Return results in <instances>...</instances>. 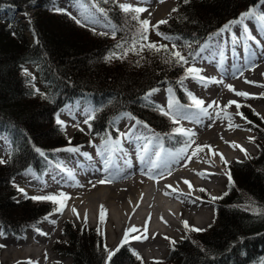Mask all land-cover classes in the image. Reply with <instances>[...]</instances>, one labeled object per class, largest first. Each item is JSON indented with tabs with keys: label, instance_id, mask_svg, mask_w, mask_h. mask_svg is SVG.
<instances>
[{
	"label": "trees",
	"instance_id": "obj_1",
	"mask_svg": "<svg viewBox=\"0 0 264 264\" xmlns=\"http://www.w3.org/2000/svg\"><path fill=\"white\" fill-rule=\"evenodd\" d=\"M260 1L179 0L176 15L154 30L176 39L189 58L199 43ZM54 2L0 0V136L7 135L12 145L7 161L0 163V225L8 234L23 235L55 208L49 200L21 196L14 187L15 178L29 167L43 173L58 150L91 141L92 137L81 131L69 139L57 123V113L66 103H94L92 135L99 138L117 137L116 119L134 115L161 134L168 145L183 142L174 132L172 120L145 99L150 91L169 84L183 101L189 100L181 84L187 68L173 55L176 51L165 45L158 51L142 49L145 39L140 36V18H132L135 13L108 5V17L116 31L106 35L76 23L62 11H53ZM7 7L21 11L40 8L27 24L18 25L1 17ZM133 42L136 51L129 50ZM118 44L123 48H117ZM113 52L123 58L107 59ZM28 65L35 66L43 87H48L44 94H39L38 81L26 71ZM241 110L255 124L258 153L230 164L233 182L216 201L214 224L195 231L197 241H174L169 256L153 264H264V119L250 104ZM245 195L263 211L241 208ZM55 250L71 257V264H145L126 246L107 261L100 230L78 227L70 220L65 222L63 238L58 239ZM1 254L2 247L0 258Z\"/></svg>",
	"mask_w": 264,
	"mask_h": 264
},
{
	"label": "rangeland",
	"instance_id": "obj_2",
	"mask_svg": "<svg viewBox=\"0 0 264 264\" xmlns=\"http://www.w3.org/2000/svg\"><path fill=\"white\" fill-rule=\"evenodd\" d=\"M109 1L111 0H57L56 5L58 7L62 6V7L71 9L79 17H83V18L86 17L85 18L86 22H89L90 24H92L96 30L110 34V33H113L114 27L112 26L110 22H108L104 18V14L95 6V3H98L100 6L102 4V9L104 11H107V9L103 5L106 4L108 6L107 2ZM119 1L123 4H128V5L130 4V5L139 6L141 8L147 9V11H144L141 13V18H140L141 21L142 20L149 21V25L147 26L149 34L147 35V39L145 40L144 46H142V49H146L148 47L147 45L149 44L158 45L162 43V44L167 45L170 49H173L174 51L179 52L183 57L186 55L184 51H181L179 44L176 42V39L169 37V36L158 35L157 31L154 30L155 28L154 26H156L159 21L164 20L168 22L172 17L176 15L177 4L179 0H163V2H161V0H119ZM113 3H115L114 5L117 6L116 2H113ZM166 5H169V6L172 5V7L173 6L174 7L172 8V10L165 11V12H168V17L162 18L161 15L164 13V7ZM39 8L40 7H29L27 9V13H24L23 11L18 10V9L9 8L4 13L1 14V17L5 19H10L13 21V23L15 22L18 25H22L24 23L27 24L29 22V16L34 17L35 12ZM258 11H260L261 13L264 11V3H262V5L258 7ZM246 20L252 21L254 20V18H248ZM254 22L255 21H253L252 23ZM166 23H163V24H166ZM159 25H162V24H159ZM237 26H240V24L238 23L231 24L230 28L233 27L235 29ZM227 31H223V32L226 33ZM261 31L263 32V35H264V30H261ZM237 33L240 36L241 31L239 30L237 31ZM28 36L31 39H33L32 34L28 33ZM165 37H168V38H165ZM244 38L238 37V40H234L235 43H241L242 52H244L241 58H248V56L250 55V52L253 51L255 47V51H256L254 53L255 57H262L261 59L264 60L263 49H260L258 46L253 44V42L260 44L261 40L255 38V39H251L253 40V42L244 43ZM199 56H200V53L196 58H194L190 62H187L185 66H188L191 64V66L199 65V66L204 67ZM225 67H226L225 71H229L239 66H237V62L235 64L234 61H230L226 64ZM26 71L32 74L33 77H35V79L38 81V85L40 86L39 94L41 95L44 94L48 87L47 86L43 87V83L40 82L41 79L37 75L35 66L28 65ZM181 81H182L181 84L187 87L188 90L192 94H194L197 98L202 99L205 102L204 105H206L207 101L205 100V98L198 97L199 96V95L197 96L198 93L194 91L193 89L194 87L198 86V83H199V82L198 83L196 82V79H193L191 76L186 75ZM260 82H262V84L259 85L258 87L256 86L257 88L256 95H252L248 98L243 97V96H237L236 102L240 104L241 107L244 104H250L255 112H257L258 114L262 115V117H264V95H263L264 86H262L264 85V81H262L261 79ZM150 97L156 100L158 103H160L164 108L168 110V112L174 115H177L178 122H179L178 124L180 125V127L184 129L190 130L189 128L193 129V128L198 127V125H203V126H207V128L205 129L206 131L203 133H209L210 135L219 133L222 136L223 135L222 128L224 126L228 127L229 125V120L226 119L225 117H223L225 123H222V121L215 122V120L210 122L208 119L210 117L214 119L213 118V114L215 112L214 110L212 112L208 110V113H210V115H203L199 113L198 109L196 108H190V107L187 108L186 106L179 104V102L177 101L174 87H172L169 84H164L158 87V89H156L154 92L151 93ZM170 100L175 102L174 107L171 109L168 107ZM241 107L237 109L236 105L233 104L230 108L231 112H229V114L231 116V123H233V121L242 119L241 120L242 126L239 128L241 132L245 134V136H244V139L240 140V143L238 145L242 146V148L245 149L248 154L245 155V153L241 151L240 148H234L232 152V155H233L232 160H229L228 158H226L228 163L234 162L236 160L244 159L248 155H255L259 151V147L254 141V138L256 136V130L254 128L255 125L250 120L249 121L251 123H249L248 120H245L244 118H242L240 115L237 114L238 112L241 113L242 111ZM91 115H92L91 108L88 105L82 106V103H78L75 106L69 105L60 112V117L64 119L63 128L66 130L69 138L70 137L72 138L74 135H76L77 130H80V129H81L80 131L83 133L85 132L88 134L91 132L92 126L90 124L91 122L89 121V118L91 117ZM184 115L189 116L190 119H183ZM85 120H87L88 122L85 123ZM118 123H119V128L121 130V134L123 133L125 135L123 136L120 135V143L118 146L116 145L117 151H115L114 147H112V141L110 139H106V140H100L99 138L95 140L93 139V143L85 144L78 148L79 151H81L80 153H78L77 151L65 150V149H69L68 147L60 151H57V153L55 154L56 156L55 161H57L59 168L55 167L51 161H48L49 163L48 168L45 170L46 173L43 176H40L34 170L27 169L19 177H17L16 187H19L32 195L43 196V195H50V194L57 195L59 193H66L70 197L66 201V206L68 210H66V206H65L62 213L57 212L53 214L52 217L55 220H57V224L56 223L53 224L50 221H45L43 225H41V229H42L41 231L36 232L32 229H29L26 235L24 236H15V235L6 236V235L0 234V242L4 245V248L2 249L1 258H0L1 264H28L29 261L33 262V264H53L55 263V261H63L66 264H70L72 263L71 257L63 256L55 250L56 242L58 241L59 238L60 239L63 238L64 220L71 219L70 221L74 222L75 225L78 227H81L83 224H86L87 227H96V228L98 227L100 212L98 213V215H96L95 212H93V214H91L90 212H87L86 213L87 219L85 221V215L76 217L77 215L72 211L73 198H72V195L69 193L68 189L73 188L75 186V183L70 182V179H71L70 176H67V174L64 175L63 170L67 172H72L73 170H77L79 168V165L74 161L75 158L80 159L78 160L80 163L84 161L83 163L85 164V166H88L87 162H90L91 163L90 167L93 165V162H98L100 160H103V161H100L101 162L100 165L103 164L102 170L104 171V169L107 167L108 171H105V172H108L109 174V173H113V170L108 168L110 167V162H111L110 156L111 155L115 156L117 152L123 156L125 152H127V156L133 155L136 158H140L141 156H143V158H146L148 162L149 161L151 162V160L153 159L158 160L160 158L163 160H166L168 158L176 160L179 157V155H182L180 150L184 148L185 144H182L178 146L176 149L171 150L168 147L163 146L164 138H162L160 134L152 130L150 127L144 124L138 123L129 117H124L120 119ZM215 124L219 125L217 128H220L221 130L219 129V131H216L215 133H210L211 130L215 129V128L212 129ZM87 127L88 128L90 127V129H87ZM131 138H136V140L134 142H131L130 141ZM198 138H199V135L196 132L195 136L192 137V139L197 140ZM250 138L252 139L250 140ZM80 139L82 138L80 137ZM105 141H107V143H105ZM1 144H2L3 149L0 150V155L2 153V150H4V154H5L4 157H6L7 155L6 151L8 152L10 144L8 140L6 139L2 140ZM145 147L147 148V151H143ZM194 148H196V142L192 144L187 149V151L194 149ZM85 153H87L88 155H85ZM82 154L84 156H87V159L83 158ZM157 154H159L158 158H157ZM100 157L101 159H98ZM217 164L221 168V173H222L221 176H222L223 182L218 185L219 194H215L210 188L205 187V189L209 191L208 194L211 198L212 197L219 198L221 195L225 194L228 187H230L229 185L230 182L228 178L229 169L227 168V165L222 160H218ZM100 165L94 164V166H96L97 168L100 167ZM157 167H160V166H156V168ZM163 168L164 167H162L161 169ZM83 170H86V169L83 168ZM102 176L99 177L98 180L104 179L102 178ZM119 181L121 180H117V183ZM144 185L143 186L146 188V190L150 192V194L151 193L153 194V197L155 195L161 196V191L159 190V188L158 189L154 188L151 184L146 185V182L144 183ZM151 188H152V191H151ZM105 190H107V188ZM143 191H144V188H143ZM245 197H246V202L240 205L241 208L247 211L253 212V213H260L263 211L262 207H260L252 197H250L249 195H245ZM90 199L93 200L92 202L88 200L92 204V206L91 204L90 206L96 209V206L99 204L96 202L94 203L95 201L94 197H90ZM204 200L207 201L208 199L205 197ZM207 203H208V206L210 207L212 214H210L208 218L203 217V220L201 222L198 219L199 218L198 215L192 212L190 214L188 212L190 215L193 216L192 217L187 214L186 210L193 211L192 209L193 204H188L185 207V214L181 219L184 218L188 222L189 228H185L184 224H182L181 231L178 232L177 235L166 236L169 239L165 238L164 240L165 243L162 244V246L160 247L162 250H159L157 252L147 251L149 255L145 254V256L142 254V252L138 251V254L144 257L145 259L144 262L146 264H153L154 262H156L157 260L161 258H167L173 247V244H172L173 240L179 241V240L186 239L187 237H190L189 239H191L192 241H197L195 234H193L195 231L192 232V230L190 229L196 228V229H201V230H207L215 222L216 203L212 200ZM105 206H106L105 208L107 209V212L105 215L106 219L104 220V223H102L103 231L100 230V232H101L103 239L106 242V249H107L108 256H109V253H113L115 251V248L117 247L119 243H121V240L124 238V236H121L120 231H117V233L113 232L114 228H112L111 222H110L112 218L111 216L112 206L109 203H106ZM198 208L200 207L195 206V209L198 210ZM132 245L134 246V244ZM134 247L138 248V245H135ZM33 248H36V251H37L36 255H29V256L21 255L22 253L21 251L25 249L31 250Z\"/></svg>",
	"mask_w": 264,
	"mask_h": 264
},
{
	"label": "bare ground",
	"instance_id": "obj_3",
	"mask_svg": "<svg viewBox=\"0 0 264 264\" xmlns=\"http://www.w3.org/2000/svg\"><path fill=\"white\" fill-rule=\"evenodd\" d=\"M173 7L172 5H166L164 13L161 15L162 18L168 17V12L165 11L172 10ZM240 28L241 26H237L236 29L241 30ZM259 30V28L252 26V30L249 33L252 37L261 40L260 44L252 42L264 51V35ZM242 33L248 39L245 32L242 31ZM227 46L226 52L229 56L230 51L233 52V47L239 50L241 44L239 43L240 47L238 45L234 46L232 43ZM255 52L254 47L246 60H241L239 57H235V55V58L230 57L239 66L233 70L225 71L223 69L224 65L230 61L228 59H221L219 54H216L211 59L208 58L209 60L205 62L204 67L199 66V69L202 70L199 73L200 76L212 78L206 83L198 81L200 84L196 80L198 86L193 88L198 93L197 95L205 98L207 101L206 105H204L207 111H215L213 114L214 119L211 117L208 119L210 122L215 120V122L222 121V123H225L223 118L225 117L224 112L221 109H224L229 114L231 107H226L228 102L237 100V95L235 92L229 90L227 85H232L236 91L247 92L251 94L250 96L257 94L256 86L258 87L262 84L260 82L261 79L264 81V60L261 59L262 57H255ZM212 80L217 82H212ZM219 81H222V83H219ZM213 101L216 102V108L215 106H211ZM67 106L69 105L63 106L61 110ZM217 113H219V116H217ZM241 120L233 121L234 127H229V125L228 127L224 126L222 128V136L219 133H215L220 129L217 128L219 126L217 124L212 128L215 129L210 131V133H215L213 135L203 133L206 131L207 126L198 125V127L193 128L191 131L193 133L197 132L199 135V138L194 140L196 145L212 146V150L205 148L197 156H191L192 151L196 148L179 155L176 160H163L160 158L158 160H151L148 163H146V158L141 160V157L127 156V152H125L124 156L120 154L113 157L110 156L112 165L114 166L113 173L107 174L104 179L110 178L112 180L111 183H98V181L102 180H98V178L102 176L103 171L99 167L98 169L94 166V164L100 165L101 162H93V165L90 167V162H87L88 166H85L84 161L80 163L78 161L80 159L75 158L74 161L79 165V168L72 172L63 170L64 175L70 176V182L75 183L73 188L68 189L73 198V207L79 213V216H84L87 212L91 214L95 212L98 215L101 211V205L105 208L106 203L111 204L112 218L110 222L112 228H114V233L120 231L121 236H124L132 225L140 229V232L129 235L132 236V240L133 237L143 234L145 221L150 217L147 225V239L135 240H138L143 246L150 247L151 252L162 250L159 248V245L165 243L166 236L177 235L181 231V225L186 221L184 218H181L184 216L185 207L188 204H193V211L186 210L187 214L192 216L190 215L192 212L198 215L200 222L203 220V217L208 218L210 215L211 210L208 203L197 199L194 194L196 190L205 189V187L210 188L215 194H219L218 185L223 182V179L221 168L218 166L217 161L221 160V158L219 155H213V151L222 153L225 158L232 160L234 148L231 146V142H235L238 145L240 140L244 139L245 136L239 128L242 126ZM236 125L238 127H235ZM87 129H90V127H87ZM135 140L136 138L130 139L131 142ZM82 157L87 159V156L83 154ZM98 159H101V157ZM156 166L160 167L156 168ZM162 167L164 168L161 169ZM83 168L86 170H83ZM150 175L153 178H149ZM117 180L121 181L117 183ZM185 180L191 182V189L184 182ZM145 182L146 185L150 182L149 184L157 189L163 187L161 196L155 195L153 197V194H150L144 187ZM169 185L172 187H168ZM106 188L107 190H105ZM173 188L177 189V191H173ZM205 190L208 191L207 189ZM90 197H94V203L99 204L96 206V209L91 207L93 200ZM178 201H180V207L177 206ZM195 206L200 208L197 210ZM21 252V255L29 256L36 255L37 251L36 248H33L31 250L25 249ZM145 254L149 255L147 252H144V256Z\"/></svg>",
	"mask_w": 264,
	"mask_h": 264
},
{
	"label": "snow or ice",
	"instance_id": "obj_4",
	"mask_svg": "<svg viewBox=\"0 0 264 264\" xmlns=\"http://www.w3.org/2000/svg\"><path fill=\"white\" fill-rule=\"evenodd\" d=\"M161 2H163V0H161ZM187 2V0H186ZM120 7L122 8L123 11L125 12H132V13H135V15H133V19H136V20H139V13L141 12H144V11H147L146 8H133L131 5H128V4H123V5H120ZM57 11H63L62 9H56ZM101 11H103L101 9ZM248 18H257V13L254 9H249L247 12H244L240 15L239 19L237 20H234V21H231L229 25H225L224 29H222L221 31H227L230 29V26L231 24H241V25H244V21ZM73 19H76L75 17H73ZM258 19L261 21V29L264 30V14H260ZM167 21H164V20H161L158 22V24L154 27L158 28L159 24H163V23H166ZM76 23L80 24L81 21L80 20H76ZM139 23L141 24L142 28L140 29V36L142 39H147V26L149 25V21L148 20H142V21H139ZM83 26V25H82ZM244 30H245V35L248 36V38L250 39H255L254 37H252L250 35V33L248 32V29H247V26L244 25ZM103 34V33H101ZM158 35H163L162 33H159L157 32ZM165 38H168V37H165ZM149 48H152V49H156L157 51L160 49V48H164L165 46L163 45H160L159 47L155 44H149L147 45ZM117 48H123V45L121 44H118L116 46ZM131 51H136V43L133 42L132 44V47L129 49ZM142 50V49H141ZM127 55V51H125L123 53V56H126ZM174 56H176L178 58V61L180 62H184L186 63L185 59L183 56L180 55L179 52H175L173 53ZM123 56H117V54L115 52L113 53H110L109 56L107 57V59H112V58H123ZM202 70L200 69H196V68H188L186 70V72L188 74H192V78L193 79H196L198 80L199 82L201 83H206L209 79H212V78H208V77H202L200 76V72ZM212 82H217L215 80H212ZM248 82V81H246ZM182 83V81H181ZM219 83H222V81H219ZM249 83H254V82H249ZM264 86V85H262ZM227 87L229 88V90L235 92V94L237 96H243V97H250L251 94L247 93V92H243V91H236L235 88L232 86V85H227ZM151 95V94H149ZM189 95V98L191 99L192 101V104L189 106V107H194L196 109H198L199 113L203 114V115H210V113H208L207 109L204 107V101L202 99H199L197 98L194 94L192 93H188ZM147 99V97H146ZM174 101L170 100L169 101V105L168 107L171 109L174 107ZM233 104L236 105L237 109H239L241 107L240 104H238L236 101H229L228 102V105L226 107H231ZM211 106H216V102L213 101L212 102V105ZM160 111L164 114V115H168L170 117V119L173 120L174 123H178V118H177V115H174L170 112H167L165 111L163 108H160ZM221 111L224 112V116L226 119L229 120V127H234V125L231 123V116L230 114H228L224 109H221ZM238 115H240L242 118L246 119L245 117H243V114L242 113H237ZM217 116H219V113H217ZM183 119H190L189 116L187 115H184L183 116ZM262 119H264V117H262ZM88 121L85 120V123H87ZM57 123L60 124L62 127L64 126V122L61 121L59 119V117H57ZM138 123H140L138 121ZM249 123H251L249 121ZM235 127H238V125H236ZM175 132H179L180 134H182L183 136H185L187 138V141L185 143V146L184 148H182L180 150L181 154L187 152V149L195 143L194 139H192V137L195 136V133L191 132L190 130L188 129H184V128H177L174 130ZM122 136L125 135V134H121ZM252 138H250L251 140ZM105 143H107V141H105ZM116 143H119V142H116ZM231 146L233 148H240L241 151H243L245 153V155H247V151L245 149L242 148V146L240 145H237L235 142H231ZM205 148H208L209 150H212V146L211 145H196V149L194 151H192L191 153V156H197L199 152H202L204 151ZM67 151H79L78 148H69V149H65ZM37 151H39V149H37ZM143 151H147V148L145 147L143 149ZM85 155H88L87 153H85ZM213 155H219L221 160L227 164L228 161L226 160V158L223 156L222 153H216L215 151H213ZM159 157V154H157V158ZM141 160H143V156H141ZM0 163H4V161L0 160ZM228 176H229V181L231 182V175L230 173H228ZM149 178H153L151 175L149 176ZM112 180L110 178H106V179H102L100 181H98V183L100 184H104V183H111ZM186 184H188L189 188L191 189L192 188V185H191V182L185 180L184 181ZM95 186V185H94ZM168 187H172L171 185H169ZM19 191L21 192H24L23 189H19ZM173 191H177V189L173 188ZM200 191H206L205 189H200ZM25 196L27 197V193H25ZM59 197H62L63 199H60ZM70 197L66 194V193H59L57 195H48V196H33L31 197V199L33 200H49V201H52L54 204H57L58 207L55 209V211L57 212H63L64 210V207L66 206V201L69 199ZM222 198V197H221ZM199 199V198H197ZM217 197H212V200H216ZM72 211L77 215V217H79V213L76 211V209L73 207ZM259 211V210H257ZM106 212H107V209L104 208L103 205H101V211H100V222L101 223H104V220H105V215H106ZM45 219H48V217H46ZM87 219V214H85V221ZM150 221V217L148 218V220L145 221V226H144V230H143V234H141L140 236H135L133 237V239H147V225ZM51 223L55 224L56 221H51ZM166 223V221H165ZM184 226L185 228H189V225H188V222L187 221H184ZM190 230L192 231H202L201 229H196V228H191ZM135 232H140V229H138L135 225H132L128 230L127 232L125 233L124 235V238H123V242L122 243H128L129 241V235L131 233H135ZM46 235V234H45ZM166 239H169L166 237ZM172 243L174 244L175 242L172 241ZM122 246V245H121ZM0 247H3L2 245H0ZM118 250V249H117ZM112 255V253H109V257ZM138 256V254H136ZM139 258V256H138ZM28 264H33V262L29 261Z\"/></svg>",
	"mask_w": 264,
	"mask_h": 264
}]
</instances>
